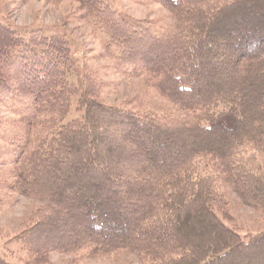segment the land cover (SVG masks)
I'll use <instances>...</instances> for the list:
<instances>
[{
  "label": "trees",
  "instance_id": "16d2710c",
  "mask_svg": "<svg viewBox=\"0 0 264 264\" xmlns=\"http://www.w3.org/2000/svg\"><path fill=\"white\" fill-rule=\"evenodd\" d=\"M74 1L117 48L115 67L187 114L107 104L90 74L70 81L64 35L0 21V104L26 103L15 126L25 141L3 150L5 186L47 202L17 237L28 264L85 249L149 264H264V231L244 239L215 211L220 180L264 213V169L240 156L264 148V0H156L174 22L157 33L105 0Z\"/></svg>",
  "mask_w": 264,
  "mask_h": 264
},
{
  "label": "rangeland",
  "instance_id": "374dc122",
  "mask_svg": "<svg viewBox=\"0 0 264 264\" xmlns=\"http://www.w3.org/2000/svg\"><path fill=\"white\" fill-rule=\"evenodd\" d=\"M118 15L131 23L151 27L153 33L174 29L172 14L156 0H105ZM81 11L74 0H0V21L22 34L38 30L46 36L64 35L70 46L73 66L69 76L76 82L79 75L100 81L101 98L107 104L123 106L142 113L170 117L186 116V111L159 97L147 85V77L130 76L124 68L117 69L112 56L116 47L107 46V38L93 21L81 18ZM112 55V56H110ZM125 71V72H123ZM69 72V73H70ZM23 102L0 104V257L8 264H28V255L18 235L28 228L33 215L47 202L8 189L13 181L11 156L13 146L23 143L18 124ZM159 107V108H158ZM74 109L66 120L79 116ZM34 136L30 137L31 143ZM3 150L8 154L6 155ZM243 160H253L264 169V148L248 146L240 155ZM208 158L201 157L200 169L211 174V167L203 168ZM204 162V163H203ZM215 172V171H214ZM205 173V172H204ZM216 173V172H215ZM218 203L215 211L224 224L240 237L247 239L264 231V213L244 205L231 188L216 181ZM223 213L228 218H223ZM40 264H149L128 251H115L103 256H92L89 250L73 253L51 251Z\"/></svg>",
  "mask_w": 264,
  "mask_h": 264
},
{
  "label": "bare ground",
  "instance_id": "6f19581e",
  "mask_svg": "<svg viewBox=\"0 0 264 264\" xmlns=\"http://www.w3.org/2000/svg\"><path fill=\"white\" fill-rule=\"evenodd\" d=\"M192 41V40H191ZM194 46V45H193ZM103 105V104H102ZM159 108V107H158Z\"/></svg>",
  "mask_w": 264,
  "mask_h": 264
}]
</instances>
